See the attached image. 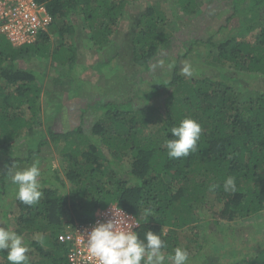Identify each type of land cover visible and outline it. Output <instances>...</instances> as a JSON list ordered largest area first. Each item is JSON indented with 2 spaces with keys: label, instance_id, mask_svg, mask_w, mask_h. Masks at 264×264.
I'll use <instances>...</instances> for the list:
<instances>
[{
  "label": "trees",
  "instance_id": "1",
  "mask_svg": "<svg viewBox=\"0 0 264 264\" xmlns=\"http://www.w3.org/2000/svg\"><path fill=\"white\" fill-rule=\"evenodd\" d=\"M36 1L51 18L46 31L19 47L0 37V201H5L0 216L11 214L8 206L17 210L8 230L23 236L28 264H69L68 246L58 236L76 224L93 222L96 212L111 205L134 218L133 231L141 239L146 231L159 234L167 245L166 257L181 247L189 253L188 264H264V242L241 244L225 225L264 215V89L247 84L264 81V0H238L237 6L234 0L231 17L248 18H237L224 36L191 39L183 52L164 58L160 53L174 40L175 24L166 30L163 3ZM176 1L186 16L199 14L197 0ZM255 24L254 43L238 38L252 25L255 30ZM122 35L131 42L126 67L148 72L151 80H132L134 72L132 89L126 91L116 80L105 79L119 69L107 68L114 58H100L89 69L94 79L105 80L110 94L87 105L93 117L88 129L77 125L66 130L59 120L64 106L56 103L59 90L71 84L69 99L80 97L84 87L78 77L88 69L79 62L77 37H83L85 60H90L113 46L112 37ZM204 56L214 74H180L181 62ZM161 65L170 71L152 75L151 67ZM44 96L54 109L41 118ZM186 118L202 128L197 151L170 159L165 141ZM51 148L61 149L62 176L47 158ZM21 149L22 156H13ZM13 163L38 164L43 193L38 203L27 206L16 199L17 186L7 176ZM228 177L234 178L235 192L224 190ZM185 232L198 239L192 240L193 249L180 240ZM6 256L0 251V264H8Z\"/></svg>",
  "mask_w": 264,
  "mask_h": 264
},
{
  "label": "rangeland",
  "instance_id": "2",
  "mask_svg": "<svg viewBox=\"0 0 264 264\" xmlns=\"http://www.w3.org/2000/svg\"><path fill=\"white\" fill-rule=\"evenodd\" d=\"M151 4H156L157 6L162 7L163 3V13L164 17L166 18V30L170 31V23L175 24V29L172 30V35L174 40L171 42L170 46L168 49H165L166 51H161L160 57L164 58V56H177V53L183 52V48L185 45H188L191 39H202L205 40L207 39L208 35L211 33H214L213 35H216V37L224 36L229 32V29L235 27L237 25L238 19L237 18H248L249 15H242V16H234L231 17L233 12H232V2L234 0H197L198 2V9H199V14L197 15H191V16H186L184 12L182 11L179 3L175 0H148ZM238 0H235V4L237 6ZM245 4V3H243ZM242 4V6H244ZM242 7H240L241 9ZM231 17V18H230ZM227 19H230L227 23L226 29H222L225 25V21ZM223 26V27H222ZM255 30H253V25H252V30L250 29L249 31H245V33L240 34L238 38H247L249 42L254 43V38L258 32V26L255 24ZM257 26V27H256ZM220 29H222L220 31ZM236 30V29H235ZM128 35H130L128 33ZM124 38H116L112 37L113 42L111 47L107 48L106 50H103L99 54L95 53L93 55L92 59L90 60H85V58L88 56L85 53V49L83 48V37H77L76 44L79 46L80 52H79V62H81V65H86L87 70L82 72V74L78 77V81L80 82H75V84L82 85L81 87H84L80 91V97H75L72 99H69V90L71 89L72 85L71 84H64L60 88L61 95L59 94L58 99L56 100V103L59 102L63 104L64 108L60 112V122L63 124V128L65 127L66 130H71L72 128L76 127L77 125H81L82 128L88 129L90 123L93 120V117L91 115V111L87 109V105L95 99V97L101 96V94H110L105 88L104 83L105 80L101 78H95L94 79V74L92 69L89 67L92 66V64L101 59L108 60L110 57H113L114 60L112 61L111 64H109V67L107 68H114L115 66L118 67L119 69L117 71H114L112 74H110V78H105L106 80H116L118 83H120L119 86L125 89L130 90L132 89V86L129 82V78L133 73L135 72V77L132 78V80H136L135 78H138L141 76L145 81L151 80L148 79V72H137L135 68H130L126 67V64L128 60L131 58V42L129 36L127 37L126 35H122ZM52 41V39H51ZM53 44V43H52ZM185 44V45H184ZM203 52V50H200ZM119 53V57L116 56V54ZM165 54V55H164ZM205 54V51L204 53ZM207 56H204L201 59H196L192 61V59L188 58V62L192 64L195 75H208V74H214V68L209 65L211 62L210 60L206 59ZM162 61V59L160 60ZM183 62L180 63V69L182 66ZM49 66V63L47 64V67ZM151 69L153 70L152 75H159L162 73H166L170 71V68L166 65H161L158 68L155 66H152ZM104 70V69H103ZM151 75V76H152ZM195 75L193 76L195 78ZM94 79V80H93ZM122 80V81H121ZM106 82V85H109L110 82ZM249 88H260L264 89V81H256V80H250L248 83ZM75 86V85H73ZM87 86V87H86ZM145 87V85H144ZM119 89V88H118ZM114 90L113 95L116 94V90ZM58 93V92H57ZM111 93V96H112ZM57 95V94H56ZM113 97V96H112ZM54 98V96L52 97ZM46 103V98L45 96L41 100V110H40V115L41 118H44L48 113L50 114L53 111V106L54 104H48ZM60 151L61 149L54 150V148H51L49 151V154L47 155V158L52 161L53 163V168L57 170L58 174L61 176L62 174V168H61V159H60ZM23 150H19L18 152L15 151L13 156L23 155ZM4 161V160H3ZM45 165H43L44 167ZM25 167V166H23ZM20 167V168H23ZM45 169V168H44ZM46 170V169H45ZM212 197V196H211ZM208 201L211 203L210 199ZM5 201L2 200L0 201L1 205H4ZM9 207V206H8ZM8 211L11 213L7 215L6 218H2L0 216V227H5L7 229H12L13 226V218H15V215L17 214V210L15 207H9ZM219 205H216L214 207L215 210H218ZM209 215V214H208ZM209 217V216H208ZM9 221V222H8ZM8 222V223H7ZM262 222V223H261ZM8 224L7 226L5 224ZM10 224V226H9ZM261 224V225H260ZM135 225V223H134ZM226 226H231L233 230L228 231L231 234H234V238L236 237L242 239L243 241H239L241 244H245L247 242V246H256L257 244H260L264 242V215L262 219L258 218H253V219H248L244 222H239L236 221L235 223L232 224H225ZM181 241H184V244H187L190 249H193L195 246V243L192 241L193 236L189 232H185L182 236H179ZM188 237H191L190 241H188ZM198 239H195L194 241H197ZM214 264H218L215 262Z\"/></svg>",
  "mask_w": 264,
  "mask_h": 264
},
{
  "label": "clouds",
  "instance_id": "3",
  "mask_svg": "<svg viewBox=\"0 0 264 264\" xmlns=\"http://www.w3.org/2000/svg\"><path fill=\"white\" fill-rule=\"evenodd\" d=\"M6 39V38H5ZM14 47V46H13ZM180 74L191 78L195 75L193 66L184 61ZM202 128L194 119H183L178 126L170 129L171 139L165 141L167 156L170 159L188 157L197 151V142L200 140ZM7 176L13 185L17 186L15 197L27 206L38 203L43 195L40 184L41 170L37 163L20 168L12 164L7 169ZM226 192L236 191L234 178L228 177L224 183ZM43 236L39 242L43 243ZM87 247L90 255L98 264H164L165 260L171 264H188L189 253L176 247L167 257L164 249L167 247L159 234L146 231L141 239L133 226L118 224L117 221L99 223L87 237ZM0 251H6L8 264H28L29 248L22 235L0 227Z\"/></svg>",
  "mask_w": 264,
  "mask_h": 264
},
{
  "label": "built area",
  "instance_id": "4",
  "mask_svg": "<svg viewBox=\"0 0 264 264\" xmlns=\"http://www.w3.org/2000/svg\"><path fill=\"white\" fill-rule=\"evenodd\" d=\"M51 18L36 0H0V37L14 47L31 44L38 34L46 31ZM116 220L118 224L137 227L134 218L125 211L111 205L96 212L94 221L67 228L58 236V241L68 246L69 264H98L90 255L87 237L99 223ZM135 223V225H134Z\"/></svg>",
  "mask_w": 264,
  "mask_h": 264
}]
</instances>
